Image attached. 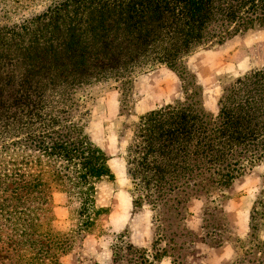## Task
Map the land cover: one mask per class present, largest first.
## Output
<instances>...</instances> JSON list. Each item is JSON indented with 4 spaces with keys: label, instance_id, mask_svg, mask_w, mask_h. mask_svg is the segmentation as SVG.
Here are the masks:
<instances>
[{
    "label": "trees",
    "instance_id": "trees-1",
    "mask_svg": "<svg viewBox=\"0 0 264 264\" xmlns=\"http://www.w3.org/2000/svg\"><path fill=\"white\" fill-rule=\"evenodd\" d=\"M247 3L250 8L239 15ZM52 11L28 38L18 33L14 41L0 37V195H15L7 205L14 212L0 213V221L16 216L14 227L23 228L9 227L3 243L23 237L21 245L28 242L33 249L24 264H60L58 257L70 249L72 236L52 226L50 196L58 192L78 199L77 222L70 231L80 235L106 211L96 206L97 184L115 180L108 155L86 131L91 120L86 104L102 84L129 83L165 65L179 78L182 101L137 115L122 97L133 87L124 92L117 86L119 115L126 110L137 118L126 149V173L144 185L145 197L158 196L132 203V215L142 202L149 204L150 250L133 244L130 221L117 232L112 262L119 264L123 252L131 255L127 264H152L164 257L185 264L181 257L194 242L215 247L229 241L236 252L230 264H264V195L250 208L243 240L233 235L217 200L204 206L202 236L177 230L191 198L223 194L264 162V71L235 79L214 113L204 106L203 86L186 61L210 42L221 45L264 27V0H67ZM5 228L0 223V241ZM166 229L171 231L167 237Z\"/></svg>",
    "mask_w": 264,
    "mask_h": 264
},
{
    "label": "rangeland",
    "instance_id": "rangeland-1",
    "mask_svg": "<svg viewBox=\"0 0 264 264\" xmlns=\"http://www.w3.org/2000/svg\"><path fill=\"white\" fill-rule=\"evenodd\" d=\"M64 1L67 0H0V37H3L5 40L10 39L11 41H14V39H18L20 35L22 36V38H28L31 32H33L36 28V24L38 23V21L40 23L44 19H46L44 16L49 17L51 12H54L52 10L56 9L57 6ZM249 8L250 3L245 4L239 15H242L243 12L247 11ZM16 33H18L19 36L16 35ZM219 46L220 45L217 44L211 45L210 42L207 46L202 47L196 52L190 54L186 59L188 69L194 72V70L192 69L196 65L205 67L208 63L206 60H202V58L205 57L206 54L218 49ZM221 46L222 50L225 51L223 59L232 61L235 68L229 72H227L226 69H222L220 73L215 72L210 86L208 88H205L204 85H202L203 99L205 97V102L207 101L205 105L208 109H213L212 111L214 113L218 112L220 98L222 97V95H224L229 85H232L235 79L242 78L248 73L264 71V27H255L254 30H249L243 34H237L236 36L231 38L229 42ZM158 69H162L163 72L164 69H167L177 76V74L167 68V66L158 65L144 71L141 74L136 75L131 79V81H129V83L122 82L119 84L109 85L108 87H106L105 84H102L100 89H98V91L101 92L93 100L86 104V109L88 108L89 110V117H91V120L88 121L86 131L89 137L106 152L108 157L114 159L122 156L127 163L126 149L132 142V135L136 125L135 123H137V118L127 114V111L125 110L123 111V115L118 114V122H116L114 125H110L106 120V107H108L110 96L114 95L116 97V105L119 106L120 94L117 86L122 90H124V88H129L130 90V88L133 87V90L127 92L129 93L128 96H125L126 93L122 96L124 104H127V107L130 109V111H132L131 108H133V105H135L140 98L138 91L134 87V81L138 77L156 71ZM163 72L160 75L164 78L166 76L163 75ZM210 72L212 73V70ZM194 73L197 74L196 72ZM197 77L200 78H198V80L201 81V84H203V81L207 82L208 80L205 75L201 76L198 74ZM178 83L180 87L179 78ZM183 98L184 92L182 87H180L178 98L168 104H173L177 100L182 101ZM209 103H211L212 106H210ZM168 104L161 105L155 109L164 107ZM104 138H108L107 140L109 142H113V146L110 145L107 141H103ZM115 144L117 146L116 148ZM249 173L252 176L250 189L253 190L254 195H257V198L255 200L257 201L259 200L260 195H264V162L259 163L252 169L246 171L240 178H244V176ZM142 186L144 185L133 183L132 180L128 177L127 173L126 176L122 175L119 178H115L113 182L103 181L97 184L96 206L104 207L106 211L101 212L99 215H97L93 219V225L91 226V228H89L86 233L83 232L84 234L81 233L80 235H77L75 234V232L70 231L77 222L76 211L80 206L78 199L66 193L53 192L50 196L51 214L54 217L52 226H54L55 229L60 230L61 232H69L68 236H72V245L70 249L66 253L59 255L58 262L60 264H113L111 246L116 242L119 243L117 233L119 230H114L110 225L108 210L111 211L112 207L107 203L108 201L114 199V195H130V197L132 198V203L138 197H142V199L144 198L147 202L157 198L158 193H152V196L148 198L145 197L147 191L141 190ZM228 190L229 188L225 189L223 194L214 191L207 196L200 195L198 198L203 199L204 206L207 204V200H217V204L220 205L224 200H226L225 195H229ZM242 193L243 192H240L238 193V195H242ZM14 196L15 195H0V202L3 199H6L5 201H3V205H6V207L4 208V210L0 209V213L9 215L8 213L14 212V209L7 206L9 205L10 201L14 203ZM145 201L142 202V205L145 207H149V204L145 203ZM103 202H106V204H104ZM257 208H259V206ZM18 210H20V208H18ZM258 216L259 215H257L255 221L260 222ZM249 217L248 222L250 223ZM15 218L16 216L8 219V221H0V223H4V225L6 226V230L12 226L14 229L20 231L23 228H21L20 226L14 227L13 223ZM184 221L178 223L179 225L177 227V230L192 232L183 224ZM10 222L12 224H10ZM12 229L7 231L4 230L1 236V240H3L0 241V264H24L26 257L30 254V251L33 250L32 248H30L28 242L25 243L26 245H21L23 237L16 238L15 241H11L10 243H3V241L6 240L9 236L8 232H11ZM131 229L135 231V225L131 226ZM170 232V230L166 229L162 233L167 237ZM248 233L249 229L247 231V234ZM247 234L245 236L239 237L233 232V235L238 236L242 240L247 236ZM260 237L264 240V225L261 228ZM150 238L151 242L147 247L135 244L134 242L136 241L132 237L131 241L137 248H145L147 250H150L153 239L152 232H150ZM181 239L182 237L179 238V242L181 241ZM49 247L53 248L51 245ZM193 247L194 244L190 246V251L185 250L186 254L185 256L183 255V257H181V262H184L185 264H209L208 258L210 257L196 256V250ZM10 248H14L19 252H12ZM43 248L46 249L47 247H42V249ZM239 248V243L237 242L236 249L238 250ZM238 252L239 255L243 254V250L239 249ZM179 253L180 252L176 251L174 254L181 256L179 255ZM18 254H22L24 259H16L18 258ZM235 256L236 252L233 250L231 258L224 264H230ZM129 257H131L130 254L127 255L121 252L118 255L119 259L117 260V262L119 264H127ZM165 258H167V260L170 261V264H172L171 258ZM248 258L250 257H247V259ZM162 259L163 258L158 259V261H154L152 264H158V262H160Z\"/></svg>",
    "mask_w": 264,
    "mask_h": 264
},
{
    "label": "crops",
    "instance_id": "crops-1",
    "mask_svg": "<svg viewBox=\"0 0 264 264\" xmlns=\"http://www.w3.org/2000/svg\"><path fill=\"white\" fill-rule=\"evenodd\" d=\"M231 39L225 41L223 44L229 42ZM205 55L202 60H206L208 64L205 67L200 65L194 66L192 70L208 79L207 82H202L205 88H208L214 78L215 72L220 73L222 69H226L227 72L232 71L235 66L232 61L224 60L225 51L222 50V46ZM192 58V57H191ZM212 70V73L210 72ZM162 69L150 72L148 74L138 77L134 81V87L138 91L140 98L134 105V111L136 114H142L144 112L155 109L161 105L168 104L176 100L179 96V83L178 77L171 71L164 69L161 77ZM167 72V73H166ZM161 77V78H160ZM199 78V77H198ZM200 79V78H199ZM201 82V81H200ZM204 106L206 107L205 97L203 99ZM116 97L111 95L108 101V107H106V120L110 125H114L118 122V105H116ZM212 106L211 103H209ZM207 108V107H206ZM208 109V108H207ZM212 111L213 109H208ZM108 138H104L103 141H107L113 146V142H109ZM115 144V148H116ZM108 164L114 173L115 178H119L122 175L126 176V161L120 156L117 158L108 157ZM228 190V198L220 204V208L226 215L230 227L234 234L239 237L245 236L249 229V212L256 200L257 195H254L250 184L252 183L251 174H247L244 178H239ZM251 182V183H250ZM236 187H235V186ZM243 192L242 195L238 193ZM251 202V203H250ZM106 204V202H103ZM250 203V204H249ZM112 207L109 211V222L114 230H122L131 221L135 225L136 230L132 231L131 237L135 239L134 242L137 245L149 246L151 242V211L148 207L142 206V209L135 215H132V198L130 195H114V199L107 203ZM249 206V208H248ZM188 215L184 221V225L197 236H202L204 233L202 223V212L204 209V201L202 198H191L187 203ZM194 249L196 250V256H207L209 264H224L233 254V248L229 241L222 243L219 246L211 247L201 241L194 242ZM158 264H170L167 258H163Z\"/></svg>",
    "mask_w": 264,
    "mask_h": 264
}]
</instances>
